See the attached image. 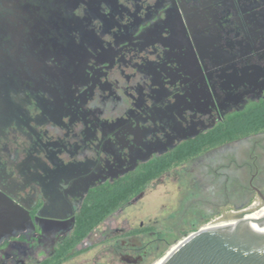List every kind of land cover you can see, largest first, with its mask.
<instances>
[{
    "label": "flooded vegetation",
    "instance_id": "flooded-vegetation-1",
    "mask_svg": "<svg viewBox=\"0 0 264 264\" xmlns=\"http://www.w3.org/2000/svg\"><path fill=\"white\" fill-rule=\"evenodd\" d=\"M254 3L0 0V264H50L93 188L264 99V19H244ZM170 171L203 203L171 230L249 212L264 200V129L152 181ZM135 228L155 232L123 238ZM123 238L125 264H144L150 248Z\"/></svg>",
    "mask_w": 264,
    "mask_h": 264
},
{
    "label": "rangeland",
    "instance_id": "rangeland-1",
    "mask_svg": "<svg viewBox=\"0 0 264 264\" xmlns=\"http://www.w3.org/2000/svg\"><path fill=\"white\" fill-rule=\"evenodd\" d=\"M251 104L253 103L249 105ZM173 174V171H170L168 175L152 181L140 198L127 203L101 222L77 247L79 253L62 264H125L120 255L124 254L120 240L125 236L126 230L140 225H151L155 232L138 233L133 238L123 239H127V242L131 239V242L142 246L147 245L150 248V254L144 264H152L190 231L205 224H215L234 217L214 214L198 221L194 227H189L187 223L181 224V232L178 231V227L176 230H171L172 226H176L179 222L191 220L192 211L203 205L202 202L194 200V196L190 197L188 194L190 191L197 193V187L190 185L191 176H187L186 180L175 181L177 178H174ZM255 202H257L256 199ZM160 236L166 241L163 240L156 245L154 241Z\"/></svg>",
    "mask_w": 264,
    "mask_h": 264
},
{
    "label": "trees",
    "instance_id": "trees-1",
    "mask_svg": "<svg viewBox=\"0 0 264 264\" xmlns=\"http://www.w3.org/2000/svg\"><path fill=\"white\" fill-rule=\"evenodd\" d=\"M264 129V99L247 108L229 115L213 129L197 138L181 144L175 151L154 163L148 164L140 171L115 183L102 184L93 188L89 200L84 204L75 218L71 234L58 245L50 264H61L63 261L79 253L76 246L108 218L114 211L125 206L132 198L145 190L147 185L172 165L201 153L203 150L227 141ZM145 230V229H144ZM143 229H132L134 234ZM47 262H44L46 264Z\"/></svg>",
    "mask_w": 264,
    "mask_h": 264
},
{
    "label": "water",
    "instance_id": "water-1",
    "mask_svg": "<svg viewBox=\"0 0 264 264\" xmlns=\"http://www.w3.org/2000/svg\"><path fill=\"white\" fill-rule=\"evenodd\" d=\"M246 10L250 13L244 19L252 18L255 22L245 20L256 30L264 19V0ZM256 50L263 55L264 41ZM259 77L264 78V74ZM158 259L160 264H264V200L230 220L190 231Z\"/></svg>",
    "mask_w": 264,
    "mask_h": 264
},
{
    "label": "bare ground",
    "instance_id": "bare-ground-1",
    "mask_svg": "<svg viewBox=\"0 0 264 264\" xmlns=\"http://www.w3.org/2000/svg\"><path fill=\"white\" fill-rule=\"evenodd\" d=\"M209 224H210V223H209ZM209 224H208V225H209ZM160 261H161L160 259H156L152 264H160Z\"/></svg>",
    "mask_w": 264,
    "mask_h": 264
}]
</instances>
